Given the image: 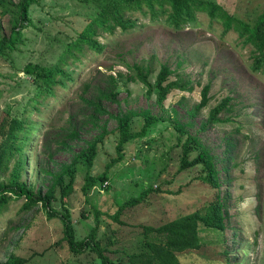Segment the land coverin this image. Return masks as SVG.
<instances>
[{"label": "rangeland", "instance_id": "rangeland-1", "mask_svg": "<svg viewBox=\"0 0 264 264\" xmlns=\"http://www.w3.org/2000/svg\"><path fill=\"white\" fill-rule=\"evenodd\" d=\"M206 1L223 9L219 18L199 12L194 22L177 28L168 19L169 11L163 14L156 7L154 15L145 7L128 14L135 28H117L113 33L99 30L96 39L103 50L83 45L74 51L67 60L73 80L56 86L54 95L46 98L35 96V84L24 67L29 63L55 65L95 16L94 7L78 0H42L31 9L33 26L23 30L26 42L21 52L0 58V122L12 107L14 115L34 128L18 134L22 151L9 170L0 173V182L10 176L16 161H23L21 181L46 191L51 177L43 168L58 170L57 165L70 163L106 125L111 133L99 146L91 176L107 173L108 185L99 184L86 195L82 190L86 168L80 163L74 191L65 205L58 193L52 207L59 214L64 208L70 211L78 240L96 227L105 254L116 264H130L129 257L146 240L167 242L182 264H264V71L253 68L254 47L245 43L235 24L227 28L229 21L224 22V14H229L254 26L264 14V0ZM0 32H11L9 16L1 8ZM136 64L151 67V82L168 65L173 71L169 81L192 82L193 91L174 90L160 106L155 94H147L146 86L127 80ZM118 73L123 74L118 81V103L104 102L113 117L101 116L96 128L88 122L91 107L86 100L96 95V87L107 76ZM208 84L211 100L195 112ZM227 98L228 107L219 115L223 121L201 130L210 110ZM130 110H148L162 121L146 137L131 141L124 159L112 164L119 142L114 117ZM177 123L185 127L184 133ZM143 124L144 119L136 117L133 131H141ZM74 126L80 139L70 142L71 149L56 152L57 140ZM189 134L199 144L192 146L187 160L208 151L217 165L218 188L201 180V165L181 169L183 144ZM48 150L55 152L54 162L49 161ZM147 190L142 202L126 207L116 219L124 203ZM217 200L223 205L224 231L198 223L189 230L187 244L146 231L196 212L205 215ZM24 204L25 198H11L0 206V264L11 255L26 259V264H102L94 252L69 250L60 218H49L40 204L29 209Z\"/></svg>", "mask_w": 264, "mask_h": 264}, {"label": "trees", "instance_id": "trees-1", "mask_svg": "<svg viewBox=\"0 0 264 264\" xmlns=\"http://www.w3.org/2000/svg\"><path fill=\"white\" fill-rule=\"evenodd\" d=\"M42 0H0L1 13L9 16V24L11 25V32L5 35L0 32V58H9L14 52H21L20 47L25 44L23 30L29 26H33L31 20V9L33 6L38 5ZM85 5L95 8V16L90 18V23L81 31L77 39L68 44L66 52L60 57L59 61L52 66H42L38 64L29 63L23 71L30 76L35 84V96L37 98H46L54 95V88L56 86H64L66 81L73 80V72L69 69L68 57L74 55V51H80L83 45L89 46L96 51L103 50V46L96 39L98 31L102 30L108 33H113L117 28L123 31H128L135 28L136 23L128 17L129 13L142 11L145 7L148 8L154 15L159 11L165 14L169 11L168 19L175 27L180 28L186 23H192L196 19L199 12H206L212 18H219L220 11L223 9L214 2L206 0H78ZM224 22L229 21L227 28H232L235 24L236 29L240 35L245 38V43L250 44L255 49V58L253 68L256 71H264V14L255 23L254 26L246 22L237 20L229 14H224ZM133 74L127 79L129 82L139 81L147 87V94L150 96L155 94L157 102L160 106L164 105L167 97L174 90L180 91H193L192 82H187L182 79L169 81L173 75V71L168 65H163L158 73L155 82L150 81L152 74L151 67L144 65H134L130 69ZM123 78L122 73L116 76H107L102 86L96 87V95L93 98L87 99V104L91 107L88 122L92 123L94 127H99V120L101 116L109 115L113 117L105 108L104 102L118 103L119 93L118 81ZM211 86L206 85L201 91V101L196 106L195 112H200L206 108L211 100L209 96ZM38 103L37 99H33ZM230 99H225L222 103L215 106L210 110L209 117L205 124L202 125L201 130H205L210 124L214 125L220 123L219 115L224 109L228 107ZM13 108L6 109V116L0 122V173L4 174L10 169V163L16 154L22 151L23 146L18 144V134L25 132L33 127H29L26 120L19 119L13 114ZM136 117H142L144 124L142 130L134 132L132 129L133 121ZM117 126L115 128L116 134L119 136V142L116 146L117 159L112 161L116 164L124 159L125 147L137 138L146 137L152 127L157 125L161 118L156 117L145 110L144 112L127 111L118 114L115 117ZM85 126V122L82 123ZM177 129L184 133L185 127L179 123L176 124ZM81 131V129H80ZM111 132H108L106 125L102 127V132L96 135L93 140L87 142V147L80 150L72 159L70 163H63L57 165L58 170L43 171L47 176L51 177V184L47 187L46 191L41 189L36 190L34 186L21 181V174L24 169L23 161H16L10 176L0 182V206L7 205L11 198H25L24 208L29 209L34 205H41L47 212L49 218L58 217L63 223V239L67 243L69 250L74 254H81L86 251L94 252L100 259L102 264H116L105 253L106 249L101 246L97 239V228L95 227L92 232L84 239L78 240L76 229L71 219L70 211L64 208V212L60 214L54 210L52 205L57 201V194L59 193L63 205L66 199L74 191L76 182V175L78 172V165L81 163L86 168L85 184L82 187L83 192L87 195L91 190L96 188L99 184L108 182L107 173L91 176V171L95 165V160L98 156L99 146L103 145ZM80 134L74 126L65 131V134L57 140L58 147L56 152L66 148H70V142L78 141ZM199 140L196 136L190 135L187 137L186 142L183 144V159L181 162V169H189L198 165L202 166L204 175L201 180L218 188L219 173L214 157L206 150H202L197 158L188 161L187 157L192 151L193 145H198ZM55 152L48 150L47 156L50 162H54ZM103 187V186H102ZM148 191L143 192L138 198H132L119 208L115 217L119 218L121 212L128 206H134L142 202ZM152 191V189H151ZM223 205L220 200L213 203L208 208L205 215L194 213L182 217L180 219L169 222L158 228H147L146 231L151 233L162 234L163 238L167 239H183L180 244H187L189 230L198 223H203L209 228L224 231ZM96 221H99L98 216ZM196 228V226H195ZM170 244L158 243L146 240L141 244L138 253L129 257L130 264H182L179 255L172 250ZM173 245V244H172ZM27 260L15 255H11L5 264H26ZM227 264H232L227 261Z\"/></svg>", "mask_w": 264, "mask_h": 264}, {"label": "built area", "instance_id": "built-area-1", "mask_svg": "<svg viewBox=\"0 0 264 264\" xmlns=\"http://www.w3.org/2000/svg\"><path fill=\"white\" fill-rule=\"evenodd\" d=\"M106 185H108V182H106ZM105 188V187H104Z\"/></svg>", "mask_w": 264, "mask_h": 264}]
</instances>
